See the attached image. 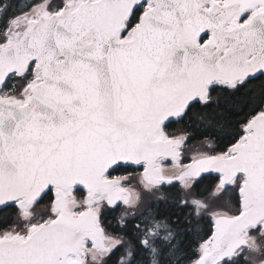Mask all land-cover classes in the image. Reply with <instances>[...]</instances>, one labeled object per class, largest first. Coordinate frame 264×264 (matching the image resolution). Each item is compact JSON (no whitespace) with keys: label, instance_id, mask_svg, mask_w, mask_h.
Here are the masks:
<instances>
[{"label":"snow or ice","instance_id":"snow-or-ice-1","mask_svg":"<svg viewBox=\"0 0 264 264\" xmlns=\"http://www.w3.org/2000/svg\"><path fill=\"white\" fill-rule=\"evenodd\" d=\"M0 264H264V0H0Z\"/></svg>","mask_w":264,"mask_h":264}]
</instances>
